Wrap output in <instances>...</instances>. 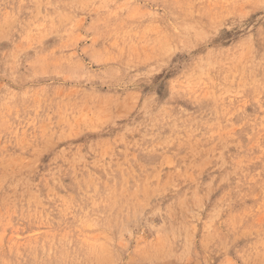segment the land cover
<instances>
[{"label":"rangeland","instance_id":"374dc122","mask_svg":"<svg viewBox=\"0 0 264 264\" xmlns=\"http://www.w3.org/2000/svg\"><path fill=\"white\" fill-rule=\"evenodd\" d=\"M0 264H264V0H0Z\"/></svg>","mask_w":264,"mask_h":264}]
</instances>
